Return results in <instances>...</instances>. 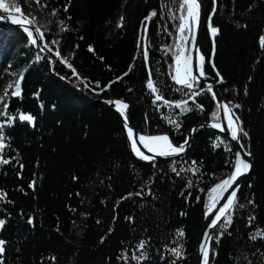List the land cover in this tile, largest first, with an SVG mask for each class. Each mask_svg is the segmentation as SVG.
Wrapping results in <instances>:
<instances>
[{"label":"trees","instance_id":"obj_1","mask_svg":"<svg viewBox=\"0 0 264 264\" xmlns=\"http://www.w3.org/2000/svg\"><path fill=\"white\" fill-rule=\"evenodd\" d=\"M3 2L9 11L1 13L20 6L35 18L46 51L37 50L22 29L0 24V96L8 90L9 114L35 118L3 130L0 156L10 161L0 164V192L7 194L0 200L4 264H137L132 255H141L140 241L147 255L140 264H194L211 188L232 169L231 141L203 128L184 158L145 161L134 154L120 115L101 101L125 99L140 131L168 132L177 143L195 123L214 120L217 104L206 84L193 101L170 77L179 42V20L172 17L181 14L180 0ZM203 5L206 70L223 78L219 87L255 158L231 224L218 241L220 229L214 231L209 264H264V238H251L264 231V0ZM153 11L157 15L146 20ZM209 24L219 30L214 44ZM21 75V95L12 96L8 85ZM149 78L172 105L155 101ZM181 100L192 110L174 107ZM193 167L195 174L188 171ZM173 248L181 249L180 257Z\"/></svg>","mask_w":264,"mask_h":264},{"label":"snow or ice","instance_id":"obj_2","mask_svg":"<svg viewBox=\"0 0 264 264\" xmlns=\"http://www.w3.org/2000/svg\"><path fill=\"white\" fill-rule=\"evenodd\" d=\"M40 0H36V3H39ZM213 3L215 4V0H213ZM179 11L180 15L173 16V20H179L178 25L176 26V32H177V39L178 43L174 45L175 52H174V64L171 66L172 71L170 72V77L172 81L176 85H179L180 87L177 89L178 91H183L184 89L188 90V93L186 95L190 94L191 98L195 99L196 96L200 94L199 91H194V87H196L199 84V81L201 78L205 77V73L203 70V62L205 60V57L201 54L199 56V64L196 66V69H193V57L189 54L190 51L195 49V31L199 27L200 23V9H201V3L200 0H180L179 3ZM0 9H3L4 12H8L9 9L7 6L4 5L3 0H0ZM66 10V9H65ZM17 11L22 13V9H18ZM55 15V13H53ZM212 14H215V8L212 10ZM157 13L153 11L150 13L148 17H146V20H150L153 16H156ZM9 17L2 16L0 19H8ZM34 19L31 17L23 16L22 19H12L11 22L17 25H22L23 30L25 33H27V36L31 38V44L37 45V40L40 41L44 40V33L41 31L39 27H34ZM208 20H211V16L208 17ZM211 27V35L213 37V44H214V37L218 33V28ZM66 30V29H65ZM147 29L145 28V32ZM35 33V34H34ZM57 43L56 41H52V44ZM261 44L264 46V37H261ZM44 47H47V44L45 43ZM41 51L44 50V48L40 49ZM91 50V49H90ZM198 50V49H197ZM51 51V49H49ZM214 52V48H213ZM147 49L144 51L145 59H147ZM57 56H59V52L56 53ZM37 59H40L39 55L37 56ZM66 62V61H65ZM213 68H215V65H212ZM71 67V65H69ZM74 71V70H73ZM217 77H219V82H223V78L219 76V72H217ZM23 80V76L21 75L18 80L14 82V84L8 85V89H11V95L12 96H20L21 95V82ZM147 88L151 91V93L154 94L155 101H163L165 105H172L173 102L167 101L164 99V97L159 94L160 90L159 88L154 84L153 80L149 78L147 82ZM207 91L212 94V96L215 98L216 93L213 91V88L211 85L207 87ZM8 90L4 91V95L0 96V105L3 106V110H0V116L5 117L6 119L0 122V153L3 152L4 148L6 147L5 144V136H4V128L6 126H10L13 122L16 120H19L21 122H29L34 124L35 118L31 114H25L22 112H18L16 115H11L8 112V104L6 103V97L8 96ZM110 103H113L118 110L121 111V114L124 116L125 122L127 121V116L125 115L124 110L127 109L128 105L126 103H123L122 101H112ZM187 100H181L174 104V107L181 109V112H187L191 111L192 109L189 108ZM202 108V105L199 106ZM234 107L239 108V105H235ZM221 110H223L225 114V118L227 119V129L229 132V135L233 141H237L240 143L241 137H246L247 132L243 130L242 124L239 121V117L235 115V113L232 111L230 105L228 103H217V109L215 112L212 113V117L214 120H218L219 117L217 113H219ZM169 123L175 124L177 128H179V124L175 121L169 118ZM125 127L127 128V134L131 141V147L134 152V154L145 161H153L155 160V157L157 155L159 156H178L181 153L186 151V146L188 144V140L185 139L184 143L181 145H174L172 144L170 138L167 135H158V136H145V135H139L137 138V134L134 133L133 129L131 127H128L127 122L125 123ZM211 127L217 128L220 131H225V127L220 122H215L211 124ZM138 143L142 145L148 153H152V155H146L143 151H141L140 147H138ZM217 147L219 144L216 145ZM240 149L241 151H237L235 153V160L232 164V172L230 175H228L226 178L222 179L220 182L216 183L214 187L211 188L210 192V207H209V213H211L213 210H215V206L218 203L220 199H223V196L220 195V193L228 192L229 189H232V191L229 193L227 201L219 207L217 215H215L208 226V229L205 231L203 236V242L201 244V252H202V264H209V254L210 251L212 254H215L214 249L211 248V242L214 239L213 235L210 234V229H217L219 228L220 231L218 233V236L216 237L217 241L219 236H222L223 229H226L232 222V210L236 205V195L239 191V187L233 188L232 186L236 183L238 178L242 175H245L251 168V163L246 161L244 156H250V151H243L244 145L243 143H240ZM228 151H231V149H227ZM243 152V154H242ZM10 161L8 159H4L2 156H0V164H8ZM192 164L195 165L196 162L192 161ZM198 169L193 167L188 169V171L193 172V174L196 173ZM173 171H177L175 167H173ZM179 175V172H177ZM35 186V181L30 184V187ZM6 193L0 192V200H3L6 197ZM139 195V194H138ZM254 219V218H250ZM221 221H223L221 223ZM31 223V220L29 221ZM6 221L5 219H0V229H3ZM178 236H183V231L178 232ZM264 238V231H258L254 235H252V239L255 240L257 238ZM6 241L3 239H0V264H4V253H5V245ZM145 248V242L140 241L137 246L136 250L141 252L140 256L135 255V252L132 255V259L137 262V264H140V262L143 259H147L146 253L143 251ZM172 254L176 257L181 256V249L180 248H173L170 250ZM124 259H127V256L125 255L123 257ZM250 264V262H249Z\"/></svg>","mask_w":264,"mask_h":264},{"label":"water","instance_id":"obj_3","mask_svg":"<svg viewBox=\"0 0 264 264\" xmlns=\"http://www.w3.org/2000/svg\"><path fill=\"white\" fill-rule=\"evenodd\" d=\"M200 3H201V9H200V23H199V27L196 29L195 31V49H193L191 52H192V57H193V61H194V70L196 69V66L199 64V56L203 53L201 51V42H202V37H203V32H204V24H205V17H204V0H200ZM2 16H6V17H9L8 19H0V24L2 25H6L10 28H20L23 30V26L22 25H17V24H14L11 22V20L14 18V19H22L23 16L21 15H18L17 13H14V12H10V13H1L0 12V17ZM34 27L35 26V23H34ZM24 31V30H23ZM27 34V33H26ZM35 34V33H34ZM30 38V37H29ZM31 40V38H30ZM42 41H40L39 39L37 40V45H34V47L39 50L41 53H46L45 50L41 51L40 49L43 48L42 46ZM198 49V50H197ZM175 59V58H174ZM50 61L52 63V67L53 69L55 70V67H56V61L55 59L51 56L50 57ZM203 70H204V73H205V77L201 78L200 81H199V84L194 87L193 90H196V91H199L202 87L203 84H206L207 87L209 85L212 86L213 88V91L216 93V97L214 98L216 104L218 102H221V103H228L232 109V111L235 113L236 116L237 113L235 111V109L233 108V106L229 103V101L226 99L223 91L221 90V88L219 87V81L213 77L212 75H210L207 70H206V64H205V60L203 62ZM63 81L67 82L68 84H71L70 82H68L67 80H65V78H62ZM77 89H79L81 91V89L79 87H76ZM82 92V91H81ZM122 101L123 103H126L128 105L127 109L124 110L125 112V115L127 116V125L128 127H131L134 131L135 134H137V138L139 135H145V136H158V135H167L172 144L174 145H181L184 143L181 142V143H177L176 141L173 140V138L171 137V135L168 133V132H162V133H158V134H146V133H143L142 131H140L137 126L135 125V123L133 122L132 118H131V115H130V103L128 101H126L125 99L123 98H120V97H112L110 100H101L102 102H104L108 107H110L111 109L115 110L119 115L120 117L122 118V121L124 123V126H125V119H124V116L121 114V111L117 109V107L113 104V103H110L112 101ZM240 121V119H239ZM215 122H220L224 127H225V131H220L219 129L217 128H213L211 127V124L212 123H215ZM227 119L225 118V114L223 112V110L220 111V119L219 120H211V121H200V122H197L195 123L194 125H192L188 130H187V136H186V139L188 140V144L186 146V151L181 153L180 155L178 156H159L157 155L155 157V160L153 161H156V160H163V159H170V158H184L190 148H191V145H192V142H193V139L196 135V133L200 130V129H208V130H211L223 137H225L226 139H228L229 141H231L232 143V146L234 148V153H236L237 151H241L240 149V143H243L242 140L240 141V143H238L237 141H233L229 135V132H228V129H227ZM126 128V127H125ZM126 131H127V128H126ZM130 139V138H129ZM244 145V144H243ZM243 151H249L247 150V148L244 146V149ZM250 153L251 155L250 156H244L245 160L250 162L251 163V168L250 170L245 174V175H242L238 178V180L236 181V183L232 186L233 188H236L237 186L239 187V190L243 184V182L251 175L252 171H253V168H254V165H255V158L252 154V151L250 150ZM243 154V152H242ZM147 155H152V153H148L147 152ZM235 160V158H234ZM232 172V169L230 171V173L228 175H230ZM232 191V189H229L228 192H223V193H220L221 196H223V199H220L218 201V203L216 204L215 206V210H213L211 213H209V207L210 205L206 208L205 210V219H204V225L201 229V232L198 236V239H197V243H196V253H195V259H194V264H202V252H201V244L203 242V236H204V233L205 231L208 229V226H209V223L211 221V219L217 215L218 213V209L220 206H222L228 199V196H229V193ZM239 191L237 192V195H238ZM236 195V197H237ZM211 204V203H210ZM223 221H221L222 223ZM216 229H210V234H214V231ZM212 243V242H211ZM209 262H210V254H209Z\"/></svg>","mask_w":264,"mask_h":264},{"label":"rangeland","instance_id":"obj_4","mask_svg":"<svg viewBox=\"0 0 264 264\" xmlns=\"http://www.w3.org/2000/svg\"><path fill=\"white\" fill-rule=\"evenodd\" d=\"M4 5H5V3H4ZM18 9H21V7L20 6L15 7L14 9H12V12L17 13L18 15H21V16H27V15H23L24 14L23 10H22V13H21V12L17 11ZM15 81H13V82H15ZM83 83H84V80H83Z\"/></svg>","mask_w":264,"mask_h":264},{"label":"bare ground","instance_id":"obj_5","mask_svg":"<svg viewBox=\"0 0 264 264\" xmlns=\"http://www.w3.org/2000/svg\"><path fill=\"white\" fill-rule=\"evenodd\" d=\"M192 56V52L190 51L189 53ZM193 69H194V61H193ZM138 147H140L141 151H143L147 155V150L138 143Z\"/></svg>","mask_w":264,"mask_h":264}]
</instances>
